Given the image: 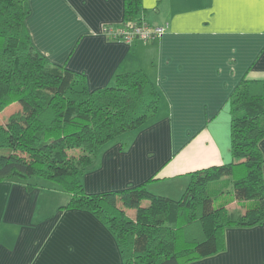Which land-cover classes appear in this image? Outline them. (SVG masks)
I'll return each mask as SVG.
<instances>
[{"label": "crops", "instance_id": "obj_1", "mask_svg": "<svg viewBox=\"0 0 264 264\" xmlns=\"http://www.w3.org/2000/svg\"><path fill=\"white\" fill-rule=\"evenodd\" d=\"M142 1V18L164 27L154 40L100 33L104 23L123 22V0H28L25 24L37 49L83 72L90 87L141 69L165 98L153 118L102 144L98 157L94 152L80 174L84 189H120L153 177L150 191L176 199L190 171L230 157V92L242 78H264V7L260 0ZM260 146L264 158V138ZM261 169L264 184V161ZM36 187L0 181V264H119L117 248L100 243H114L104 228H65L55 212L38 215ZM222 235L217 251L184 264H264V219L226 225Z\"/></svg>", "mask_w": 264, "mask_h": 264}, {"label": "trees", "instance_id": "obj_2", "mask_svg": "<svg viewBox=\"0 0 264 264\" xmlns=\"http://www.w3.org/2000/svg\"><path fill=\"white\" fill-rule=\"evenodd\" d=\"M29 9L28 0H0V181L27 190L39 177L60 183L69 194L63 209L99 220L116 243L119 264H184L217 251L224 226L264 219V78L236 83L229 95V159L190 171L178 198L150 191L153 177L88 191L80 174L94 152L153 118L161 94L141 69L90 87L83 72L35 47L25 24ZM144 10L142 0H123L122 23L146 22ZM14 102L18 107L9 110ZM228 181L227 190L218 184ZM209 182L216 188L209 190ZM223 190L245 205L243 212L229 211L228 200L213 206V194ZM125 208L135 210L129 215ZM68 225L60 227L78 228Z\"/></svg>", "mask_w": 264, "mask_h": 264}, {"label": "rangeland", "instance_id": "obj_3", "mask_svg": "<svg viewBox=\"0 0 264 264\" xmlns=\"http://www.w3.org/2000/svg\"><path fill=\"white\" fill-rule=\"evenodd\" d=\"M155 86L157 87V85H155ZM160 94L162 96L161 102L163 103L165 101V98L161 92H160ZM14 107H18L17 102L12 103L11 106L9 107V110L14 108ZM159 107H160V103L158 104L156 113L158 112ZM1 114H2V112L0 113V117H1ZM115 139H118V138H115ZM99 152L100 151H97V154H96L97 157L99 155ZM33 182L38 187V188L36 187L37 188L36 193H38L36 213L38 215H42L43 217H47V216L51 215L53 212H55L56 215L59 216V226H62L65 223H68L69 225L75 226L78 228L98 229V226L101 223L99 220L95 219V217H93L92 215H90L91 221H89L88 219H84L85 217H87V215L84 211H76V210L72 211L69 209H63L62 205H65L67 203V201L69 200V194L67 191H65L63 189V187L60 183H58L54 180L44 179L42 177L36 178ZM218 184H221L223 186V188H226V190L231 188V184L229 181L228 182H220ZM216 186H217L216 183L209 182V184H208L209 190H213L214 188H216ZM223 191L224 192H218L217 194H213V206H217L222 201L228 200L227 206H228L229 211L237 209V208H242V207L245 208V205L243 206L241 202H238L234 198H232V196L229 194V192H227L225 190H223ZM134 210H135L134 208H131V210H129V208H125V211L129 215H132ZM75 211H76V213L73 214V212H75ZM61 212H62V214H60ZM66 218H67V220H66ZM93 232H98V231H92V233ZM110 237L112 238L111 234H110ZM96 238H97L96 240L99 241V235H97ZM103 242L104 243L107 242L108 245H110L113 248H116L115 242H114L115 243L114 244L112 242H108V240H105V239H104V241L100 240V243H103ZM97 244H99V243H97ZM110 263H111V261L108 260V264H110Z\"/></svg>", "mask_w": 264, "mask_h": 264}, {"label": "built area", "instance_id": "obj_4", "mask_svg": "<svg viewBox=\"0 0 264 264\" xmlns=\"http://www.w3.org/2000/svg\"><path fill=\"white\" fill-rule=\"evenodd\" d=\"M164 30L162 26H150L146 22L133 21L130 25L121 23L118 25L104 23L100 27V33L106 37L121 39L130 42L135 39L144 41L154 40Z\"/></svg>", "mask_w": 264, "mask_h": 264}, {"label": "snow or ice", "instance_id": "obj_5", "mask_svg": "<svg viewBox=\"0 0 264 264\" xmlns=\"http://www.w3.org/2000/svg\"><path fill=\"white\" fill-rule=\"evenodd\" d=\"M220 4H233L236 6H251L252 0H217ZM261 7H264V0H260Z\"/></svg>", "mask_w": 264, "mask_h": 264}]
</instances>
